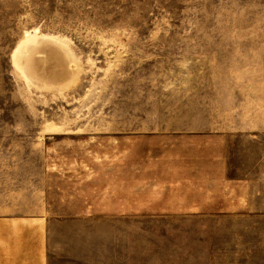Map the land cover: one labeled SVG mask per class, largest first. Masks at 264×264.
<instances>
[{"label":"rangeland","instance_id":"obj_1","mask_svg":"<svg viewBox=\"0 0 264 264\" xmlns=\"http://www.w3.org/2000/svg\"><path fill=\"white\" fill-rule=\"evenodd\" d=\"M260 85L264 0H0V216L56 219L51 264H191L177 156Z\"/></svg>","mask_w":264,"mask_h":264},{"label":"crops","instance_id":"obj_2","mask_svg":"<svg viewBox=\"0 0 264 264\" xmlns=\"http://www.w3.org/2000/svg\"><path fill=\"white\" fill-rule=\"evenodd\" d=\"M217 99L224 114L199 116L198 141L192 134L193 146L177 156L174 212L190 221L191 264H264V85ZM50 216H0V264H51Z\"/></svg>","mask_w":264,"mask_h":264},{"label":"bare ground","instance_id":"obj_3","mask_svg":"<svg viewBox=\"0 0 264 264\" xmlns=\"http://www.w3.org/2000/svg\"><path fill=\"white\" fill-rule=\"evenodd\" d=\"M27 34V33H26ZM33 38V37H32ZM33 39H29V41H32Z\"/></svg>","mask_w":264,"mask_h":264}]
</instances>
